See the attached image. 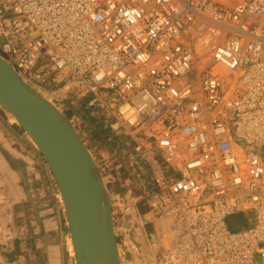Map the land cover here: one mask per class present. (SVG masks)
<instances>
[{"label": "built area", "instance_id": "obj_1", "mask_svg": "<svg viewBox=\"0 0 264 264\" xmlns=\"http://www.w3.org/2000/svg\"><path fill=\"white\" fill-rule=\"evenodd\" d=\"M0 52L142 160L154 264H264V0H0Z\"/></svg>", "mask_w": 264, "mask_h": 264}, {"label": "water", "instance_id": "obj_2", "mask_svg": "<svg viewBox=\"0 0 264 264\" xmlns=\"http://www.w3.org/2000/svg\"><path fill=\"white\" fill-rule=\"evenodd\" d=\"M0 108L24 130L25 140L50 171L57 196L61 195L58 197L73 245L74 264H122L116 234L125 230L133 232L130 239L136 252L125 253L127 262L154 264L140 231L127 220L120 228L115 226L105 177L77 120L69 118L52 95L27 80L1 52ZM251 222L245 212L227 217L231 231L248 227Z\"/></svg>", "mask_w": 264, "mask_h": 264}, {"label": "crops", "instance_id": "obj_3", "mask_svg": "<svg viewBox=\"0 0 264 264\" xmlns=\"http://www.w3.org/2000/svg\"><path fill=\"white\" fill-rule=\"evenodd\" d=\"M33 156L0 127V186L11 202L16 233L6 254L13 258L11 264H74L57 188L47 168ZM12 160L25 168L23 182L13 171Z\"/></svg>", "mask_w": 264, "mask_h": 264}, {"label": "rangeland", "instance_id": "obj_4", "mask_svg": "<svg viewBox=\"0 0 264 264\" xmlns=\"http://www.w3.org/2000/svg\"><path fill=\"white\" fill-rule=\"evenodd\" d=\"M213 1L223 6H230L236 0ZM63 109L69 118L73 116V113L69 112L67 108L64 107ZM76 120L81 124L79 127L80 133L86 141L87 146L92 151L101 173L105 177L106 185L111 195L115 226L120 228L123 225V220H127L130 225L134 226L142 233L144 243L148 241L145 235L147 227H151L155 224V226L157 225V227L160 228L157 234L158 247L153 254L154 258L157 251L161 249L162 239L167 243V237L164 236L162 238L167 228L166 226L164 227L166 224L165 220L157 222L159 219H154L146 215L148 206L146 200L143 198L144 193L140 189V184L144 182V179H149L150 176L142 160L132 152L128 144L112 136L106 129L85 121L83 117ZM0 127L6 135H9L13 142L18 143L27 153L34 155V159L40 161V166L42 168L45 167V162L42 157L25 140L24 130L13 117L5 113L1 108ZM144 171H146V173H144ZM108 185L111 186V188H109ZM10 203L11 202H9V204ZM150 219L152 220L149 221ZM125 231L126 233H117L116 239H118L117 246L122 264H129L124 255L129 251L134 252V245L130 239V236L133 237V232L130 231V233H128L129 230ZM70 253L72 254V252ZM134 253L136 254V252ZM135 262L141 264V260H136Z\"/></svg>", "mask_w": 264, "mask_h": 264}, {"label": "flooded vegetation", "instance_id": "obj_5", "mask_svg": "<svg viewBox=\"0 0 264 264\" xmlns=\"http://www.w3.org/2000/svg\"><path fill=\"white\" fill-rule=\"evenodd\" d=\"M12 162L13 163H11L12 165H11V167L13 168V171L15 172V174H17V175H19V177H20V181L21 182H23V180H24V178H23V176H22V172H23V170L25 169L20 163H18L17 161H13L12 160ZM45 164V163H44ZM45 167L47 168V170H48V172L50 173V171H49V169H48V167L46 166V164H45ZM122 174V173H121ZM50 176H51V174H50ZM123 177V176H122ZM51 178H52V176H51ZM52 181H53V183H55L54 182V180H53V178H52ZM20 182V183H21ZM11 186H13V184L11 185ZM108 187L109 188H111V186H109L108 185ZM0 189H1V186H0ZM2 190V189H1ZM3 193L6 195V197L8 198V195H7V193L6 192H4L3 191ZM10 202V201H9ZM13 227H14V236H13V239H12V241L15 239V237H16V233H15V221H14V213H13ZM160 230V228L159 227H157V225L155 226V224H153V226H151V227H147L146 228V230H145V235H146V237L148 238V243L147 242H145V245L146 246H149L150 247V244L155 240V242H157V240H158V231ZM11 241V242H12ZM116 241H117V243H118V239H116ZM5 257L9 260V261H12L11 259H13L12 257H9V254H5ZM70 257L71 258H74V255H70Z\"/></svg>", "mask_w": 264, "mask_h": 264}, {"label": "bare ground", "instance_id": "obj_6", "mask_svg": "<svg viewBox=\"0 0 264 264\" xmlns=\"http://www.w3.org/2000/svg\"><path fill=\"white\" fill-rule=\"evenodd\" d=\"M60 198H61V195H58ZM161 220H165V219H161ZM161 220H158L157 222H159V221H161ZM156 222V221H155ZM165 222H166V224L164 225V227L166 226V228L168 227V222H167V220H165ZM165 232H167V230L165 231ZM166 237V236H165ZM163 238V237H162ZM168 240V239H167ZM166 240V242L167 243H165V241L162 239V244H161V246H163V247H165V246H167L168 245V241ZM68 243H69V251L70 252H72V255H74V251H73V245H72V242H71V238H70V236H68ZM142 243V242H141ZM144 246H146L145 245V243H144ZM158 247V244H157V242H155V240L150 244V247L149 246H146L145 248H148V249H150V251L152 252L151 254H152V256L150 255V258L152 259L153 258V254H154V252H155V250H156V248ZM142 249H143V247H142ZM148 256V255H147ZM153 260H154V258H153ZM152 264V263H151Z\"/></svg>", "mask_w": 264, "mask_h": 264}]
</instances>
